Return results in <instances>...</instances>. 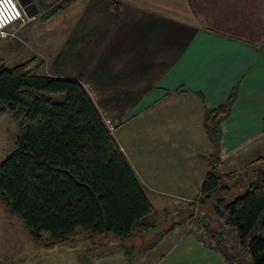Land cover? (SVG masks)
Returning <instances> with one entry per match:
<instances>
[{"label": "crops", "instance_id": "1", "mask_svg": "<svg viewBox=\"0 0 264 264\" xmlns=\"http://www.w3.org/2000/svg\"><path fill=\"white\" fill-rule=\"evenodd\" d=\"M116 1L121 2L117 8ZM65 5L72 13L60 23V39L69 42L72 36V45L62 57L74 56L81 71L54 75L86 88L159 225L125 239L78 230L72 239L46 248L55 247L57 255L67 252L69 264H226L189 217L210 170L207 109L234 94L230 114L221 122L220 167L238 170L241 162L264 154V0H73ZM64 6L60 9L67 12ZM169 219L172 224L163 226ZM103 244L118 252L94 250ZM34 254L32 263L63 264L53 252Z\"/></svg>", "mask_w": 264, "mask_h": 264}, {"label": "trees", "instance_id": "2", "mask_svg": "<svg viewBox=\"0 0 264 264\" xmlns=\"http://www.w3.org/2000/svg\"><path fill=\"white\" fill-rule=\"evenodd\" d=\"M32 62L8 67L0 57V112H12L20 130L15 150L0 163L3 203L40 242L44 233L59 242L78 230L125 239L156 228L154 206L86 88L37 73ZM233 101L231 94L205 112L213 151L189 219L226 264H245L247 255L250 264H264V154L248 165L253 175L244 192L230 200L221 195L231 189L223 179L240 175L219 166L221 122Z\"/></svg>", "mask_w": 264, "mask_h": 264}, {"label": "rangeland", "instance_id": "3", "mask_svg": "<svg viewBox=\"0 0 264 264\" xmlns=\"http://www.w3.org/2000/svg\"><path fill=\"white\" fill-rule=\"evenodd\" d=\"M72 1L34 0L39 8V12L34 17H26L24 21L15 25L13 27L15 35L7 37L0 36V57L6 65L12 67L26 60H32V67L40 74L54 75L62 74L64 71L79 72V68L81 71V67L78 64L76 65L74 56L71 58L62 57L71 50L69 42L71 43L72 36H69V40H71L69 42L60 39L63 38L61 31L62 24L60 23L67 16H71L72 9L67 10L68 5L66 6L65 4L72 3ZM63 6L65 7L63 10H67V12H63L60 9ZM68 28H71V26ZM19 131L18 122L12 115V112H0V163L7 155L15 150V139ZM253 160L240 163L241 166L237 170L240 173L239 176H236L232 180L227 178L223 179V184L231 186V189L226 193L222 192L221 195L226 196L230 200L246 190L249 178L253 175V166L248 165ZM220 170L228 171L222 167H220ZM148 193L151 194L150 191ZM203 221L205 223L208 222L206 220ZM172 222L173 219H169L165 224L163 223V226L170 225ZM212 224L214 223L212 222ZM82 236L83 234L80 233L76 238L79 239ZM53 243L55 242L50 241L47 233L43 234V240L41 242L34 240L23 220L17 214L10 212L0 197V264H35L30 260L31 255H35L34 253L42 255L43 253L44 256V253L47 251L49 253H55L52 257L58 258V260L63 259V264H69L67 263V261H70L66 257L67 252L63 251L62 254L57 255V249L55 247L49 250L46 248L53 246ZM42 248L45 250H42ZM94 250L98 253L109 252L112 255L118 252V249H114L107 244L97 246ZM39 259L40 257L38 256L37 260ZM55 261L49 264H56ZM72 261L74 262L76 259L73 258ZM250 263V256L247 255L245 264Z\"/></svg>", "mask_w": 264, "mask_h": 264}, {"label": "built area", "instance_id": "4", "mask_svg": "<svg viewBox=\"0 0 264 264\" xmlns=\"http://www.w3.org/2000/svg\"><path fill=\"white\" fill-rule=\"evenodd\" d=\"M26 17L28 16L20 0H0V36L15 35L13 27Z\"/></svg>", "mask_w": 264, "mask_h": 264}, {"label": "water", "instance_id": "5", "mask_svg": "<svg viewBox=\"0 0 264 264\" xmlns=\"http://www.w3.org/2000/svg\"><path fill=\"white\" fill-rule=\"evenodd\" d=\"M20 2L24 6L28 17H34L39 12V8L37 7L34 0H20Z\"/></svg>", "mask_w": 264, "mask_h": 264}]
</instances>
